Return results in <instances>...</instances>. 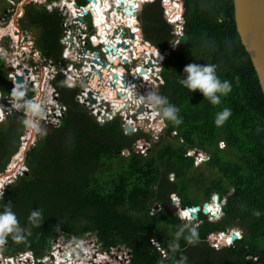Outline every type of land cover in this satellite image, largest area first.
<instances>
[{"label": "trees", "instance_id": "1", "mask_svg": "<svg viewBox=\"0 0 264 264\" xmlns=\"http://www.w3.org/2000/svg\"><path fill=\"white\" fill-rule=\"evenodd\" d=\"M171 1L151 0L135 35L163 50L175 20L183 21L184 34L162 66L158 89L182 122L165 120L157 138L144 130L126 135L119 120L100 125L75 102L76 85L59 79L56 87L68 107L62 124L40 127L25 154L28 172L0 198V211L11 208L22 230L18 239L0 237L6 255L31 251L42 258L58 236L91 234L104 249L124 247L129 264H264V95L237 32L233 0H177L176 12ZM28 16L40 30L36 48L57 60L60 16L33 7ZM190 63L215 64L219 78L231 83L220 104L179 83ZM226 107L232 114L218 127L215 116ZM14 118L0 125V173L21 147L24 126ZM138 143L150 145L146 156L134 148ZM190 149L207 153L208 161L198 164ZM215 194L222 216L208 221L203 206ZM176 197L180 206L198 208L199 224L186 226L167 209ZM33 210L42 214L36 224L29 221ZM229 228L240 229L242 239L215 251L209 237ZM198 250L203 257L193 260Z\"/></svg>", "mask_w": 264, "mask_h": 264}, {"label": "built area", "instance_id": "2", "mask_svg": "<svg viewBox=\"0 0 264 264\" xmlns=\"http://www.w3.org/2000/svg\"><path fill=\"white\" fill-rule=\"evenodd\" d=\"M8 1L11 2V0ZM44 1L47 0H38V3H43ZM104 1L106 4H111L114 9L112 4L113 0ZM118 1L119 0H117L119 10L111 11L102 9V11L97 12V14L92 12V8L87 10L86 6L89 5V0H84V5H78L76 0H61L59 3H54V0H52V2H50L52 5H50V3L44 4L49 13L58 10L62 12L61 17H63V23L61 26L62 35L60 38L62 52L57 60L44 55L36 48V43H34L36 39L34 35H32L31 32L22 31L18 27L17 21L20 20L15 22V28H13L10 33L5 34L2 33L3 29L0 30V42H6L5 47H8L7 50H3V46H0V61L3 63V66H11V70L6 74V78L9 80L12 87H14V85H22L32 93L30 97L25 96V99L35 98L43 103L45 114L40 118V127H60L62 119L67 112L68 107L62 101L61 93L55 86V83L60 77L67 85L72 87L76 85L75 102L88 111L100 125L115 119H120L125 134H128L126 129L127 125L132 128V134L144 130L149 131L152 138H157L163 133L166 127L165 120L161 121L158 116L153 114L154 110L147 103L145 97L148 93L158 92L156 83L160 80V62L170 55L171 51L176 48L180 38L183 36L182 23L177 21L173 31L175 38L169 43V48L160 51L154 47L150 41L137 38L135 35V32H137L136 26L124 20L127 17L136 19L141 10V5L140 9L137 10L134 15H127L123 11L127 8L126 2L128 0H125L124 3H119ZM138 1L140 0H134L136 9ZM142 3L143 1L141 4ZM68 4L74 7L73 11L70 10ZM75 4L78 5L77 8ZM170 6L172 9L176 8V2H172ZM75 8L79 15H86L83 17L82 21H77V23L74 24L71 22V15H75ZM94 11H96V9ZM116 11H119L123 18H117L118 12ZM10 14L11 10L4 15V18L7 19ZM101 15L108 19L114 18L117 21V25L114 27L116 29L115 31H113L111 25L105 23L107 29L101 30V33L98 34V29L94 24L96 20L94 19ZM87 19L90 20L89 23L86 22ZM118 19L122 22H118ZM2 24L3 22L0 23V26ZM109 30L115 32L114 35H110L106 39L103 38L102 34ZM121 33H124L125 36L123 37ZM126 34H128L129 37H126ZM118 38L120 39V44L117 45L115 42ZM93 39H95V41H93ZM135 41H137V45L134 46ZM112 43L117 47L116 53L108 50L110 48L115 49ZM129 43L133 45V54L132 56L130 55L132 60L124 64H120L117 61L116 63H110V55H112L115 60H117V58L127 57L126 46ZM121 44L123 46H119ZM138 47H146L148 49H143L138 52ZM152 47H154L153 50H151ZM135 54L138 56L136 59L134 58ZM101 58L109 62L105 68L99 64ZM131 63H134V66L126 67ZM88 66H91V68H88ZM105 69L112 73V75L116 74L117 78L112 79L108 75L102 74L106 71ZM118 69H121V73L124 72L122 74L125 75L121 76ZM141 70L145 71L146 74L143 75ZM94 71H96L98 75L93 73ZM17 76L23 78L22 83L16 81ZM119 78H124V81H122V83L118 82L117 80ZM112 83H118L119 85L115 87ZM124 83L127 84L128 89L124 88ZM113 91H116L117 94L129 95L128 99L121 101V96L116 95V97H114ZM118 102L120 104H118ZM113 103L116 104L113 105ZM12 105L13 98L11 96L0 95V123H2L4 119L12 117L14 112L21 111L16 110ZM29 132L30 131H27V133ZM37 133L38 132L34 134L37 135ZM175 134V132L172 133L173 136ZM30 135L32 136L31 132L27 140H29ZM27 142L24 143L27 144ZM148 148L149 144L147 143H143L137 147L143 154L146 153ZM196 158L198 162H203L209 157ZM16 166L17 165L13 168H8L7 173L9 176L6 178V184L12 182L17 177L16 174H11L16 170ZM22 167V170L19 172L20 175L27 170L26 166L22 165ZM76 247L78 248L80 246L76 244ZM19 256L21 257L22 255L20 254ZM4 260L5 264H22V259H16L12 256L4 258ZM37 261L39 262V260ZM31 264H34V262Z\"/></svg>", "mask_w": 264, "mask_h": 264}, {"label": "clouds", "instance_id": "3", "mask_svg": "<svg viewBox=\"0 0 264 264\" xmlns=\"http://www.w3.org/2000/svg\"><path fill=\"white\" fill-rule=\"evenodd\" d=\"M28 1L30 4L33 5L32 6L33 8L43 9L47 13H49L48 10L46 9V7H45L46 5H44V3H38V0H28ZM150 1L151 0L143 1V3L141 4V7L143 6V4H145L146 2H150ZM173 1L176 2L177 0H173ZM173 1H171V2H173ZM6 2L9 3L8 0H6ZM178 5H179V3L176 2V8L173 9V12H176V10L178 9ZM135 21L137 22V24L135 25L137 28V31H140L141 27H140V22H139V16L135 19ZM177 21H180L182 23L183 34H184L183 21L181 19H176L174 25H176ZM23 25H25V23ZM174 28L175 27H173V31H174ZM172 34L175 38L174 33H172ZM141 39H143V38H141ZM143 40H148V39H143ZM172 40L173 39H171L169 41V43ZM169 43H168L167 47L164 48L163 50L169 48ZM156 48L159 49L158 47H156ZM3 50H4V48H3ZM159 50L163 51L161 49H159ZM166 60H167V57L162 59V61L160 62V65H161V72L159 75L160 81H162L161 80L162 66L166 62ZM216 68H217V66L215 64H198V63L187 64L183 69V73H184L183 78L179 81V83L191 92H195L198 90L200 93L203 94L204 98H206L212 105H214V106L218 105L221 102V97L227 96L232 91V85L228 80H221L219 78V76L217 75ZM59 79H62V78L59 77L58 80ZM58 80H57V82H58ZM57 82L55 83V86H56ZM1 94H2V92L0 91V95ZM10 95L13 98V105L12 106L16 110H21L20 112H18V111L14 112L13 116L15 117L16 115L22 114V116L25 117L22 121L24 128L27 131H30L33 133L39 132L40 131L39 121H40V118H42L45 114V108H44L43 103L40 100L35 99V98L25 99L24 98L25 97V91H24L22 85H14V87L12 88V90L10 92ZM145 99H146L147 103L154 110L153 114L158 116L161 121H164V120L171 121L172 123H174L176 125H179L182 122V117H180L178 115L179 109L175 105L169 103L167 97L159 95L158 92L157 93L151 92V93H148L146 95ZM231 114H232L231 109H229L227 107L224 108L222 111L218 112L216 114L215 120H214L215 125L218 127L222 126L227 121V119L231 116ZM8 119L9 118L4 119V121L2 123H0V125L3 124ZM115 120L120 121V119H115ZM115 120H113V121H115ZM110 122H112V121H110ZM106 123H109V122H106ZM120 124H121V121H120ZM122 129H123V127H122ZM165 130H166V127H165L163 133L165 132ZM123 132H124V130H123ZM126 135H132V132L131 133L128 132V134H126ZM175 136H176V134L174 136L171 135L172 138ZM33 144H35V143H33ZM142 144L143 143L135 144L134 148L137 149V147H139ZM21 147H22L23 151H25L27 149V144L24 143L22 145V142H21ZM21 147H20V150H21ZM149 148H150V145H149ZM149 148L145 154L141 153L139 150L140 154H142L143 156H146L148 151H149ZM19 152L14 157H16L19 154ZM188 152L190 155L194 156L196 162H198L196 157H198L201 154L204 155L203 151L198 152L197 149H190ZM197 153H199V155ZM25 154L22 157L21 162L16 164L17 165L16 168H18V169H16L11 174H16V176L18 177V176H22V175H24V173L28 172V168H27V170H25L22 175L19 174V172L22 170L21 168H23L22 165L26 166L25 165ZM208 159H207V161H208ZM22 162H23V164L19 166V164ZM10 163H11V161H10ZM8 165H7V167H8ZM7 167L5 168V170L2 173H0V178H7L9 176L7 173V170H8ZM4 174H6L5 177L2 176ZM17 177L12 182H14L17 179ZM6 182H7V179L5 180V182L3 183V185L0 189V194H1L0 198L3 196L5 187L8 184L12 183V182H9L8 184H6ZM173 201L179 202V199L177 198L176 200H173ZM208 204L209 205L213 204V198L210 202H208ZM156 206H157V208L159 207L158 205H156ZM157 208H155V211L158 210ZM176 208H177V211H180L181 213H182L181 210L185 209V207H181V206H176ZM203 208H204V206H203ZM184 211H188V209H185ZM215 211H219L222 214V208H218ZM215 211H213V212H215ZM213 212L208 211L207 213H203V212L202 213L204 215H206L208 219L209 218L212 219V220L209 219L210 221H217L218 219H220V217L222 215L219 218H215L213 216ZM180 214L178 217L181 219L182 222L189 223L188 225H190V224L197 225L196 222H199V223L201 222L197 218L198 215L196 218H193L191 213H189V215H187L186 217H184L182 215L180 216ZM41 218H42L41 211L40 210H33L30 213L29 221L32 222L33 224H36L40 221ZM21 231L22 230L18 225L17 217L14 214V212L11 210V208L6 207L4 209V211H0V237H5V236H8L9 234H15L14 238L18 239ZM233 234L237 235V239H235V240L230 239L231 235H233ZM224 237H227L229 239V242H226V241L224 243L221 242V240L224 239ZM242 237H243V233L240 229L229 228L224 232L212 234L209 237V240H210L214 250L219 251V250H223L225 248L233 247L235 242L238 240H241ZM72 239H73V241H74V239H76L74 242L75 244L82 246V248L78 247L80 249L81 254L75 255L73 253H70V255H68L66 253H63L62 254L63 256L60 257V255H59L60 251H57L58 248L56 247V243H54L57 240L56 239L53 242V245L51 246V249L48 252V254L42 258H37L36 256H34V254L31 251L18 252L16 255H6V253H5L6 243L3 241H0V264H5L4 258L11 257V256L16 258V259H19V258L22 259V262H21L22 264H31L32 262H34V264H69V263L70 264H129L130 256H129L128 251L124 247L104 249V248H102L100 243L96 240V238L94 236H92L91 234H87L81 238L73 237ZM87 240H89L90 242L86 246ZM69 243H71V242L69 241ZM74 243H71V244H74ZM85 246L90 247V248L85 249ZM20 254L22 255L21 257L19 256ZM37 260H39V262ZM125 262H127V263H125Z\"/></svg>", "mask_w": 264, "mask_h": 264}, {"label": "water", "instance_id": "4", "mask_svg": "<svg viewBox=\"0 0 264 264\" xmlns=\"http://www.w3.org/2000/svg\"><path fill=\"white\" fill-rule=\"evenodd\" d=\"M123 1L124 0H119V3ZM126 5L127 8L123 12L127 15H134L136 12V3L133 2V0H128ZM233 5L235 24L241 44L251 60L264 95V0H233ZM75 7L77 8L78 5H75ZM102 37H104V34H102ZM108 50L116 53V49L110 48ZM113 77L117 78V75L113 74ZM16 81L22 83L23 78L17 76ZM114 86L117 87L118 84ZM116 95L121 96L120 93L117 94L116 91H113V96L116 97ZM126 129L129 133L132 132V128L127 126ZM5 175L6 174L2 176ZM213 205L217 208H222L218 195H214ZM208 207L209 204L206 202L204 204L203 213L208 212ZM155 208H157V206H155ZM185 209H188V212L191 213L193 218L197 217L196 211L198 208L190 209L189 207H185ZM221 215L219 211L213 212L215 218H219ZM231 239H237V235H231ZM222 242L224 243V240H222Z\"/></svg>", "mask_w": 264, "mask_h": 264}, {"label": "rangeland", "instance_id": "5", "mask_svg": "<svg viewBox=\"0 0 264 264\" xmlns=\"http://www.w3.org/2000/svg\"><path fill=\"white\" fill-rule=\"evenodd\" d=\"M28 1V0H27ZM61 0H54V3H59ZM50 2H52V0H47V1H44L43 3L44 4H49ZM114 2H116L117 3V0H113V3ZM174 2V1H173ZM177 3H179L178 1H176ZM76 3L78 4V5H84V0H76ZM150 2H146L145 4H143V7H142V10L139 12V14H138V16L141 14V12H143L144 11V9H145V7L146 6H148V4H149ZM170 4H172V2H170L168 5H170ZM12 5V4H11ZM50 5H52V3H50ZM89 5H91V4H89ZM89 5H88V7H89ZM13 6V5H12ZM114 6V10H117L116 9V7H115V5H113ZM73 6H71V8H72ZM119 8V7H118ZM54 10H57V9H54ZM73 10H74V7H73ZM75 11H76V8H75ZM171 11H173V9L171 10ZM116 12H118V11H116ZM53 13H57L59 16H60V25L62 26V23H63V17H61V14H62V12L61 11H54ZM52 13V14H53ZM76 14H77V11H76ZM75 17V16H74ZM95 20V19H94ZM86 22H90V20L89 19H87L86 20ZM184 26V25H183ZM141 27V26H140ZM174 27H175V25H174ZM92 30V29H91ZM92 32H93V30H92ZM175 35V34H174ZM126 37H129L128 36V34H126ZM131 39V38H130ZM144 39V38H143ZM172 39H174V36L172 37ZM37 42V41H36ZM34 43H35V41H34ZM38 45V43L36 44V46ZM4 53H5V51H4ZM1 62V61H0ZM1 64H3L2 62H1ZM130 66H134V63H131V64H128L126 67H130ZM11 70V66L9 67V66H3V65H0V71H1V74H0V91L2 92V94L3 95H9V96H11L10 95V92H11V90H12V85H11V83L9 82V80H7V78H6V74H8V72ZM162 80V79H161ZM162 84V81H158L157 83H156V85H157V90L159 89V87H160V85ZM23 89H24V91L26 92V91H28V89L27 88H25V86H23ZM144 104V103H143ZM143 106V105H142ZM12 118H14V116L12 117ZM25 117H23L22 116V114H20V115H16L15 116V120H17V121H23V119H24ZM51 128V127H50ZM30 133V132H29ZM29 133H27V130L24 128V132L22 133V136H21V141H22V145L24 144V142H27V149L25 150V151H23V149H22V147H21V150H19L20 152H19V154L16 156V157H13L12 158V160H11V163L8 165V167H7V169L8 168H13L16 164H18V162H21V160H22V157L24 156V154L26 153V151L29 149V147L31 146V145H34L33 143H35L36 142V134H34L33 132H31L32 133V136L30 135V138H29V140H27V138H28V136H29ZM194 151V150H193ZM198 152H201V150H197ZM198 155H199V153H197ZM203 154L204 155H199L198 156V158L199 157H201V158H206V157H208V154L207 153H205V152H203ZM200 158V159H201ZM207 160H204L203 162H206ZM203 162H197L198 164H202ZM23 164V162L22 163H20L19 164V166L20 165H22ZM16 169H18V168H16ZM5 177V176H4ZM174 179V176H173V174H169V180L171 181V180H173ZM5 182V180H0V183L1 184H3ZM177 199V197L176 198H174L173 200H176ZM176 206H180V203L179 202H172L171 204H168L167 205V209L169 210V211H171L174 215H177V216H179V214H180V211H177V208H176ZM182 207V206H181ZM157 209H160L159 207L157 208ZM156 209V210H157ZM180 216H181V214H180ZM210 219V218H209ZM208 219V220H209ZM210 220H212V219H210ZM209 220V221H210ZM196 222V221H195ZM184 225H188L189 223H185V222H182ZM199 222H196V224H198ZM56 240V239H55ZM75 240L76 239H74V241H73V239H72V237L71 238H66V237H64V236H59L58 238H57V240L54 242V243H56V247L58 248L57 249V251H60L59 252V254H60V257H62V253H66V254H70V253H73V254H75V255H78V254H81V252H80V249L79 248H77L76 247V244L74 243L75 242ZM69 241L71 242V243H74V244H71V243H69ZM90 241L89 240H87L86 241V246L88 245V243H89ZM85 246V249H87V248H90V247H86ZM80 248H82V246H80ZM84 249V248H83ZM17 254V253H16ZM16 254H14V255H16ZM87 255V254H86ZM193 257V260H195V259H200V258H202L203 257V253L201 252V251H197L195 254H193V255H191V258ZM125 263H127V262H125Z\"/></svg>", "mask_w": 264, "mask_h": 264}, {"label": "flooded vegetation", "instance_id": "6", "mask_svg": "<svg viewBox=\"0 0 264 264\" xmlns=\"http://www.w3.org/2000/svg\"><path fill=\"white\" fill-rule=\"evenodd\" d=\"M10 3V4H9ZM6 2V0H0V23H2L3 22V24L0 26V30H2L3 32L2 33H5V34H7V33H10L12 30H13V28H15V22L17 21V20H20V21H17V25H18V27L22 30V31H25V32H28V33H30V30L29 29H36L34 26H31L32 24H30V22H29V20H28V14H29V12H30V10H31V7L33 6L32 4H30L29 3V1L27 2L26 0H11V2ZM13 6H12V5ZM143 7V6H142ZM142 7H141V10H142ZM10 10H11V14L8 16V18L7 19H5L4 18V15L6 14V13H9L10 12ZM140 10V11H141ZM142 13V12H141ZM52 14V13H51ZM141 15V14H140ZM140 15H139V17H140ZM100 20H101V22H100V24L99 23H97L96 21V24H95V22H94V24H95V26H96V28L98 29V26L99 25H101L102 26V29L101 30H105V29H107L106 28V25H105V23H107L108 25H111V27H113L112 29H113V31H115L116 29L114 28L115 27V25H117V21L115 20V19H113V18H106V17H103L102 15L100 16V17H98ZM106 19V20H105ZM26 24V25H29L28 27H25L23 24L24 23ZM118 22H122L120 19H118ZM40 30L39 29H36L35 30V32H33L34 34H32V35H34V37H35V43L37 44L38 43V40L40 39V32H39ZM113 31H109V32H105L104 33V37L103 38H107V37H109L110 35H114V33L115 32H113ZM61 34H62V30H61ZM122 34V36L124 37L125 36V34L124 33H121ZM37 41V42H36ZM3 42V41H2ZM0 42V46H3V48L5 49V50H7L8 49V47H5V44H6V42ZM59 43H60V39H59ZM119 46H123L122 44L121 45H119ZM155 46V45H154ZM109 47V46H108ZM155 47H157V46H155ZM109 62H108V60H106V59H104V58H101L100 60H99V64L103 67V68H105V66L108 64ZM0 65H2L1 64V62H0ZM108 71H104L102 74H104V75H108ZM134 81H136V80H134Z\"/></svg>", "mask_w": 264, "mask_h": 264}, {"label": "bare ground", "instance_id": "7", "mask_svg": "<svg viewBox=\"0 0 264 264\" xmlns=\"http://www.w3.org/2000/svg\"><path fill=\"white\" fill-rule=\"evenodd\" d=\"M142 1H146V0H140V1H138L137 2V9H136V12H137V10H139L140 9V5H141V2ZM113 2V1H112ZM119 2V1H118ZM125 2V0L123 1V3ZM133 2H134V0H133ZM89 4H91L90 5V7H88V6H86V8H87V10H90L89 8H92V12L94 13V14H97V12H99V11H102V9L103 10H111V11H114V9L112 8V6H111V4H106V2L104 1V0H95V2H94V0H89ZM113 5H115V7H116V9L117 10H119V4H117L116 2H114V3H112ZM76 5V4H75ZM68 7L70 8V10H72L73 11V7L71 8V4H68ZM94 7V8H93ZM96 9V11H94ZM83 13V12H82ZM101 14V13H100ZM86 14H82V15H79L78 13L76 14V11H75V15H71V22L72 23H77V21H82L83 20V17L85 16ZM75 16V17H74ZM117 18H123L122 17V14L121 13H119V11H118V13H117ZM114 19V18H113ZM95 20H96V22L97 23H99L100 24V22H101V20L97 17V18H95ZM106 20V19H105ZM124 20H126L127 22H133V21H135V18H129V17H127L126 19H124ZM108 25V24H107ZM106 25V26H107ZM101 29H102V26L101 25H99L98 26V34H100L101 33ZM110 31V30H109ZM108 31V32H109ZM138 38V37H137ZM93 41H95V39H93ZM119 41H120V39L118 38V39H116V42H115V44L117 43V45L118 44H120L119 43ZM101 42V41H100ZM121 42H122V40H121ZM131 43H129L127 46H126V50H127V57L126 58H117V60H115V58L112 56V55H110L109 56V61H110V63H116V61L117 62H119L120 64L122 63V64H124V63H126V62H128V61H131L132 59H131V56H132V54H133V50H132V48H133V45H130ZM96 45V44H95ZM112 45H113V43H112ZM135 45H137V41H135L134 42V46ZM114 46V45H113ZM114 48L116 49L117 47L116 46H114ZM143 49H148V48H142V47H138V49H137V51L139 52V51H141V50H143ZM154 49V47H152L151 48V50H153ZM103 52H105V51H103ZM108 53V52H107ZM131 55V56H130ZM138 56L135 54L134 55V58L136 59ZM141 60H143V59H141ZM138 64H139V62H138ZM88 68H91V66H88ZM106 70V69H105ZM113 70H116V69H113ZM121 69H118V71H119V74L122 76L123 74L122 73H124V72H122L121 73V71H120ZM90 71V70H89ZM106 71H108V70H106ZM93 73H95L96 75H98V73L96 72V71H94ZM141 73L143 74V75H145L146 73H145V71H143V70H141ZM132 74H133V72H132ZM125 75V74H124ZM123 75V76H124ZM108 76L110 77V78H112V79H115L114 77H113V75H112V73H108ZM108 80V79H107ZM118 82H121L122 83V81H124V78H119L118 80H117ZM116 84H118V83H116ZM112 85H115V84H113L112 83ZM124 88L125 89H128V87H127V84L126 83H124ZM128 92V91H127ZM122 93V92H121ZM122 96V99H121V101H123L124 99H128V96L129 95H121ZM109 99H112V98H109ZM116 103H113V105H115ZM118 104H120L119 102H118ZM4 177V176H3ZM6 180V178H0V180ZM2 185L3 184H1L0 183V189H1V187H2ZM60 255V254H59Z\"/></svg>", "mask_w": 264, "mask_h": 264}, {"label": "crops", "instance_id": "8", "mask_svg": "<svg viewBox=\"0 0 264 264\" xmlns=\"http://www.w3.org/2000/svg\"><path fill=\"white\" fill-rule=\"evenodd\" d=\"M24 26H25V27H28L29 25H26V24H25ZM35 28L38 29V27H35ZM36 29H29V30H30V32H31L32 34H34L33 32H35Z\"/></svg>", "mask_w": 264, "mask_h": 264}, {"label": "snow or ice", "instance_id": "9", "mask_svg": "<svg viewBox=\"0 0 264 264\" xmlns=\"http://www.w3.org/2000/svg\"><path fill=\"white\" fill-rule=\"evenodd\" d=\"M185 215H187V213H185Z\"/></svg>", "mask_w": 264, "mask_h": 264}]
</instances>
